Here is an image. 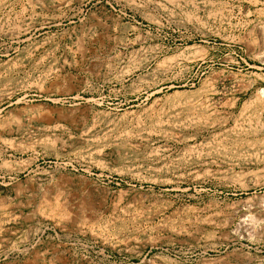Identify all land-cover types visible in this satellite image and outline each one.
<instances>
[{"label":"rangeland","instance_id":"374dc122","mask_svg":"<svg viewBox=\"0 0 264 264\" xmlns=\"http://www.w3.org/2000/svg\"><path fill=\"white\" fill-rule=\"evenodd\" d=\"M264 264V0H0V263Z\"/></svg>","mask_w":264,"mask_h":264},{"label":"crops","instance_id":"0c3cea01","mask_svg":"<svg viewBox=\"0 0 264 264\" xmlns=\"http://www.w3.org/2000/svg\"><path fill=\"white\" fill-rule=\"evenodd\" d=\"M60 253L54 246L37 244L26 254L23 260H7L0 264H59Z\"/></svg>","mask_w":264,"mask_h":264}]
</instances>
